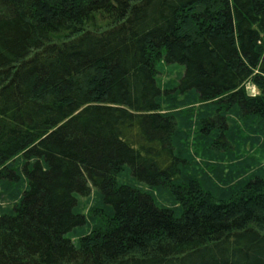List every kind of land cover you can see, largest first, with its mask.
Returning a JSON list of instances; mask_svg holds the SVG:
<instances>
[{
  "label": "trees",
  "instance_id": "1",
  "mask_svg": "<svg viewBox=\"0 0 264 264\" xmlns=\"http://www.w3.org/2000/svg\"><path fill=\"white\" fill-rule=\"evenodd\" d=\"M262 155L264 0H0V264H264Z\"/></svg>",
  "mask_w": 264,
  "mask_h": 264
},
{
  "label": "rangeland",
  "instance_id": "2",
  "mask_svg": "<svg viewBox=\"0 0 264 264\" xmlns=\"http://www.w3.org/2000/svg\"><path fill=\"white\" fill-rule=\"evenodd\" d=\"M158 69L159 72L157 77L158 81L161 84V87H166L170 89L173 88L174 84L177 82V77L179 76L180 68L177 66H165L163 64H160L158 66ZM250 92L255 94L256 89L253 86H250ZM172 97V99H166V97L163 98L164 106L171 108L172 110L170 111H175L183 116L189 113L190 116H188L190 120L194 117V115L199 114V111L201 113L202 111L205 112L207 109L201 106V104H198L196 100L191 97L179 96L175 95L174 93H172ZM194 121L196 123V119H194ZM194 126L197 128V123ZM196 128L193 129L194 132H196ZM190 144L192 145V148L197 147L200 151H202L196 143H193V140ZM252 157V155L249 156V159H252ZM260 158L263 159L264 162V155H262ZM0 204L2 207L9 208L10 206H12L13 201H11L8 197H0ZM86 204L87 202H83L82 206V208L84 207L85 213L88 212L89 208V204ZM85 228V226L78 227L75 230V234L72 232L68 236L77 241V237H79L82 233H85Z\"/></svg>",
  "mask_w": 264,
  "mask_h": 264
}]
</instances>
